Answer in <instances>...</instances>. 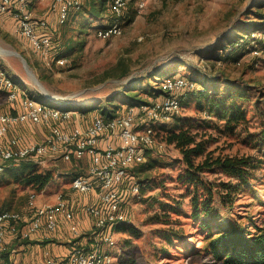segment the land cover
I'll return each mask as SVG.
<instances>
[{
  "label": "rangeland",
  "instance_id": "obj_1",
  "mask_svg": "<svg viewBox=\"0 0 264 264\" xmlns=\"http://www.w3.org/2000/svg\"><path fill=\"white\" fill-rule=\"evenodd\" d=\"M81 1L82 9L70 18V24L58 29L61 37L53 38L57 53L71 59L66 65L50 68L36 59L19 37L6 35V31L0 33V62L39 101L54 106L63 104L84 116L98 111L111 95L145 79L155 69L157 72L171 67L160 77H150L149 83L157 89L159 78L164 80L178 74L203 78L193 74L197 67L217 75V84L211 85L214 89L229 88L221 82L227 79L234 88L240 87L246 93L245 98L236 95L247 111V121L235 133L204 126L205 119H211L212 124L222 121L212 115L206 117L195 98L183 102L177 116L187 120V127L191 125L193 131L212 134L216 140L210 149H215L216 154H253L264 161V144L257 145L258 140L252 136L264 127V57L251 54L253 43H247V39L235 47L230 43L238 30L255 27L256 22L262 21L259 12L264 14V0H129V12L134 17L124 18L123 33L109 39L97 36V29L111 21L109 11L93 16L89 12L90 0ZM141 1L146 4L138 11ZM36 12L47 16L50 25L54 21L48 8L37 6ZM259 29L264 30V26ZM258 45L264 47V42ZM13 51L29 56L30 62L25 57L28 68L48 93L28 72L22 57ZM118 98L124 101L123 97ZM5 99L0 94V109ZM121 105L120 110L127 106ZM171 121L154 123L157 139L165 145L147 148L141 163L152 160L155 167L146 173L137 172L141 163L130 169V178H137L140 191L123 203V209L132 219L130 228L113 229L116 246L107 249L115 258L114 264H225L207 250L209 239L219 230L214 228L209 232L199 219L191 217V197L186 196L188 185L179 179L184 171L181 153L166 138ZM60 164L37 165L39 171L54 174L53 180L43 188L22 185L6 167L0 170V209H26L31 192L37 193L40 202L66 190L75 173ZM257 173L258 179L239 193L233 206H219L220 219L214 220V225L239 223L251 231H256L255 224L264 225V162ZM207 177L213 181L231 179L220 172L208 173ZM156 214L162 217L160 222L153 218ZM132 229L139 235H132ZM165 229L179 231L182 236L169 243L162 235Z\"/></svg>",
  "mask_w": 264,
  "mask_h": 264
},
{
  "label": "built area",
  "instance_id": "obj_2",
  "mask_svg": "<svg viewBox=\"0 0 264 264\" xmlns=\"http://www.w3.org/2000/svg\"><path fill=\"white\" fill-rule=\"evenodd\" d=\"M112 1L115 19L97 29V36L103 39L119 36L124 31L121 17L129 0ZM145 4L141 1L138 11ZM82 5L81 0H52L49 10L57 16L58 24L63 25ZM0 14L12 19L14 32L32 44L48 67L68 63V57H56L53 34L47 30L48 17L35 14L32 0H0ZM248 37L247 43H253L251 54L263 58L264 47L258 43L264 42V30H252ZM157 85L163 92L149 103L127 105L113 117H106L99 111L83 116L66 105L54 106L39 101L22 89L0 62V91L7 93L10 102L18 101L20 107L18 111L0 113V170L8 161L32 160L42 166L55 158L79 161L87 157L90 161L87 173L73 176L70 186L84 195L98 192L96 201L84 206L95 230L94 241L89 247L77 243L63 258L46 251L43 263L17 264H114L115 258L108 250L116 246L113 229L121 223L132 222L123 203L140 191L137 178H130V169L144 161L147 148L164 147L165 144L157 139L154 123L170 121L180 114L179 95L194 88L196 83L178 74L164 80L159 78ZM204 114L210 117L207 111ZM23 124L42 125L48 132L42 140H29L17 132ZM28 209L32 219L25 227L22 226L24 215L21 211L0 212V254L7 249L8 229L23 238H31L40 229L49 236L59 228L61 216L70 222V231L75 238L85 234L74 222V206L63 190L57 193L54 202L42 203L38 201L37 193L31 192Z\"/></svg>",
  "mask_w": 264,
  "mask_h": 264
},
{
  "label": "trees",
  "instance_id": "obj_3",
  "mask_svg": "<svg viewBox=\"0 0 264 264\" xmlns=\"http://www.w3.org/2000/svg\"><path fill=\"white\" fill-rule=\"evenodd\" d=\"M89 3L91 15H100L102 11L107 10L110 13L111 21L115 19L112 0H90ZM133 15L134 13L131 14L129 7H127L121 18L128 17L131 20L134 17ZM259 15L262 21L256 22L255 24L257 25L255 27L246 26L241 29L243 33L238 30L239 33L234 34L231 39L232 42H230L233 47L244 41L247 35H250V31L264 26V14L259 12ZM67 24L70 23L67 21L65 25ZM69 44L71 43L68 42ZM69 48L72 49L73 47ZM58 54L65 56L59 52ZM167 68L171 67L157 69V72L155 69V73H149L145 79L139 80L122 91L111 95L98 111L106 117H113L120 111L121 104L138 105L151 102L152 99L158 97L156 95L162 94L163 91H161L159 86L155 89L152 83H149V79L151 76L160 77ZM195 69L196 71L193 74H200L203 78L195 75L187 77L195 82L196 86L179 95L181 102H190L191 98H195L197 107L200 110L207 111L210 117L212 115L222 121V123L216 122L212 124L211 119H205L204 126L213 127L220 132L235 133L237 128L240 125H244L247 121V111L237 100L236 94L240 98H245L246 93L240 91V87L234 88L227 79L221 82L227 84L229 88L224 91L214 89L211 85L217 84V75L197 67ZM145 83H147L146 87ZM155 92H158V94H155ZM146 93L150 95L145 96ZM119 96L120 98L123 97L124 101H120ZM187 122V120L176 115L172 119L171 124L167 126L166 138L168 143L174 144L181 153L184 171L179 176V179L188 185L186 196L191 197V217L199 219L201 226L208 229L209 232L214 228L219 230L218 233L209 239L207 243L208 252L225 264H264V225L255 224L256 231H251L244 224L228 223L224 225L218 223L214 225L212 223L214 220L220 219L219 206H233L239 193L243 192L254 180L258 179L257 172L264 161L253 154H216L215 149H210L211 144L216 140L213 135L193 131L191 125L187 127ZM252 136L258 140L257 145L264 144V127L259 133H253ZM37 165L39 164L32 160H21L8 161L5 167L7 172L22 185H37L39 188H43L53 180L54 174L51 171H39ZM154 167L155 163L152 160H148L137 166V172L146 173L147 170ZM214 172L224 173L231 179L226 181L210 180L207 175ZM176 208L178 209L179 207ZM177 209L171 208L170 210L176 212ZM1 211L3 210L0 209ZM153 218L157 221L162 219L157 214ZM164 222L168 223L169 221ZM131 224L121 223L116 225V228H130ZM132 235H139V233L132 229ZM162 235L169 243H173V240L182 236L181 232L168 229L163 230Z\"/></svg>",
  "mask_w": 264,
  "mask_h": 264
},
{
  "label": "crops",
  "instance_id": "obj_4",
  "mask_svg": "<svg viewBox=\"0 0 264 264\" xmlns=\"http://www.w3.org/2000/svg\"><path fill=\"white\" fill-rule=\"evenodd\" d=\"M51 1L52 0H44V1L32 0V7L34 9L35 14L36 15L39 14L36 12L37 6H39V8L49 9V5ZM75 12L71 13L70 18L73 17ZM53 14L51 15V18L54 19L55 22L52 21L50 25L48 18L49 25L47 27V30L53 34V38L54 36H58V38H60L61 35L59 34L58 29H60L62 26H65V24L59 25L57 22V16L55 14L53 16ZM39 16L42 15L39 14ZM5 31H6V35H8V33L13 34L19 37L22 41H24L25 44L33 52L34 57H36V59H38L40 62L42 61L46 65V63L43 61L41 56L35 51L32 44L26 38H23L14 32L12 19L7 15L0 14V33H4ZM55 53L56 55H58V57L60 56L57 53V50L55 51ZM24 56L29 61V56L26 53H24ZM70 61L71 59L69 58L68 63ZM54 66H59V65H54ZM33 67L37 69L36 66ZM8 73L12 78L15 79V77H13L9 71ZM15 80L19 82L17 79ZM20 85L23 87L22 89L29 92L28 89L24 86V84L20 83ZM0 94L4 95L6 98L4 106L0 109V113L9 112V111H18V109L20 108L18 101L10 102L7 98V93L5 91H0ZM89 113H87V115ZM17 132L23 134L29 140H42L44 136L47 134L48 128L42 125L23 124L18 127ZM60 162H61L60 165L68 166L72 170V172L75 173V175L86 174L90 164V161L87 157L82 158L79 161L77 160L66 161L63 158H55V159H51L46 164L52 163V164H56V166H59L57 164H59ZM66 188L67 189L63 191L66 193L67 197L72 202L75 209L74 222L79 226V228L83 232H85V234L82 235L81 237L75 238L72 232L70 231V222L65 218H63L62 216L59 218V228L55 233L49 236H47V233L44 231V229H40L39 231L34 233L31 238H23L21 234L13 233L8 229L5 238L7 249L5 250L4 253L0 254V264H17L18 262L26 263L30 261H38L43 263L46 259V251H50L57 258H63L70 252L71 248L75 244L80 243L83 244L85 247H89L93 243L95 237L94 236L95 230L93 228L92 218L86 211H84V206L88 203H93L94 201H96L98 192L94 191L90 194L84 195L72 189L70 183ZM57 193L53 195L52 199L43 200V201L40 200V203L44 201L54 202L56 200ZM26 206H27L26 209L24 208V209L16 210V211H21L24 215V221L22 224L23 227H25V225H27V223L32 219V212H30V210L28 209V203Z\"/></svg>",
  "mask_w": 264,
  "mask_h": 264
},
{
  "label": "water",
  "instance_id": "obj_5",
  "mask_svg": "<svg viewBox=\"0 0 264 264\" xmlns=\"http://www.w3.org/2000/svg\"><path fill=\"white\" fill-rule=\"evenodd\" d=\"M14 53H16L17 55H19V56H21L22 57V59H23V61H24V63H25V65L27 66V61H26V59L21 55V53H19L18 51H13ZM27 69H28V72L30 73L32 70L31 69H29L28 68V66H27ZM31 73H33V74H35L33 71L31 72ZM30 73V74H31ZM35 79H38L36 76H35ZM36 81V80H35ZM39 81V80H38ZM39 83L41 84V82L39 81ZM43 85V84H42ZM46 92H47V90H46ZM48 93V92H47Z\"/></svg>",
  "mask_w": 264,
  "mask_h": 264
},
{
  "label": "bare ground",
  "instance_id": "obj_6",
  "mask_svg": "<svg viewBox=\"0 0 264 264\" xmlns=\"http://www.w3.org/2000/svg\"><path fill=\"white\" fill-rule=\"evenodd\" d=\"M31 72H32V71H31ZM31 72H30V73H31ZM31 75H32V77L34 78V80H36V82H37V83H38V84H39V85H40V86L46 91V88L42 85V83L40 84L39 81H38V79H35V76H36V75L33 74V73H31Z\"/></svg>",
  "mask_w": 264,
  "mask_h": 264
}]
</instances>
